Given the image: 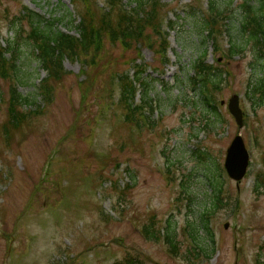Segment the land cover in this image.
<instances>
[{"label":"rangeland","instance_id":"rangeland-1","mask_svg":"<svg viewBox=\"0 0 264 264\" xmlns=\"http://www.w3.org/2000/svg\"><path fill=\"white\" fill-rule=\"evenodd\" d=\"M75 1L0 0V47H17L0 62V264H112L126 254L142 264H264V187L254 189L256 174H264V106L253 108L247 98L258 60L238 27L242 0H234L232 13L224 11L231 18L229 29L216 36L218 51L206 32L195 29L207 0H159L164 29L167 20L174 28L166 64L148 46L137 56L105 40L97 53L64 58L61 81L49 82L40 95L46 73L32 53L21 11L47 22L61 19L55 27L75 35L84 0ZM87 1L90 8L107 7V0ZM231 40L242 50L228 56ZM203 51L208 64L225 72L212 87L217 122L200 103L191 104L197 89L188 79ZM137 64L145 68V85L135 83L134 104L149 98L154 110H143L151 123L141 119L142 127L129 131L116 101L120 76L132 79ZM13 88L30 102L21 106L28 114L21 133L6 146L1 126ZM234 94L243 111L241 128L227 109ZM236 135L250 156L238 182L223 166ZM198 148L207 155L204 164L193 155ZM219 187L227 201L222 208H216ZM152 222L164 235L174 231L175 253L164 235L144 237L141 227Z\"/></svg>","mask_w":264,"mask_h":264},{"label":"trees","instance_id":"trees-1","mask_svg":"<svg viewBox=\"0 0 264 264\" xmlns=\"http://www.w3.org/2000/svg\"><path fill=\"white\" fill-rule=\"evenodd\" d=\"M71 1L73 3L76 2L75 0ZM121 1L123 0H107V7L105 6L103 10H98L90 8L88 1L84 0L83 9L79 10L80 12L78 11L79 17L76 25L72 26L73 21L70 19L68 21L74 27V30H76L75 35L70 33L68 29L61 30L55 27V23L57 21L60 22L61 19L53 18V20L47 22L42 16L31 10L23 9L21 11L22 17H25L30 25L27 39L32 46V53L46 73V76L40 80V95L44 96L46 94L47 88L51 84L49 82L56 83L61 81L65 72L63 69L64 58L78 59L81 54H88L91 49L94 53H97L103 49L105 40L114 43L119 42L125 49L132 48L137 56L140 55L142 46H148L158 53L163 64L169 61L167 55L170 47L168 42L169 30L172 31L174 28L172 22L167 20L168 30L164 29L159 15V7H162L159 0H126L124 3ZM233 2L234 0H207V8L202 14V18L195 22V29L199 31V34L203 35V32H206L204 36L215 44L213 50L218 51L216 36L224 34L229 29L227 27L229 23L228 19L231 18L230 13L236 7V5L232 7ZM191 7L189 12L190 17L197 20L194 15L196 8L194 6ZM239 8L241 9V14L238 27L251 42L256 59L258 60L257 65L253 68L254 79L253 81L250 80L248 91L250 94H247V98L253 108L257 105L264 106V0H256L252 4L248 0H242ZM224 11L231 12L225 14ZM12 50L17 51V47L12 46L11 43L6 48L0 47V62L3 59L4 52ZM241 50L242 47L231 40L226 54L233 56ZM206 57L207 53L203 51L192 63L193 74L189 77L188 82L192 85L193 90H197L193 95L191 104L197 105V103H200L204 110L210 114L209 116L212 117V120L217 122L220 116L218 114V107L212 97V87L219 84L222 72L224 75L225 72L221 67L215 70V67L206 62ZM93 59L94 55L91 60L93 61ZM217 64L223 66L224 63L217 61ZM137 65L138 67L132 79L126 74L119 78L121 90L117 104L124 112L122 124L129 131L131 127L139 130L142 127V120L147 117L143 115V112L147 109L150 112L154 110V106H151L149 98H146V100L143 98L139 103L134 104L135 83L138 82L145 85L143 78L140 77L145 68L141 64ZM88 77L89 75H87ZM164 85L166 86V83ZM14 88L12 89L11 98L8 100L6 118L1 126L6 146H9V140H13L14 132L21 133V128L25 125V120L28 117L27 112L22 110L21 106L29 103L30 100L28 97L22 96ZM146 121L147 123H151L149 119H146ZM193 155L197 156L200 163H206L207 155L200 148L195 150ZM262 160L264 164V155ZM256 175L257 182L254 189L260 190L264 187V174L259 173ZM209 176L211 181H213L215 174H209ZM221 193L222 189L219 187L216 208H222L226 205L227 201ZM208 214L206 213V216ZM201 220L204 222L203 229L208 231V221L203 220V218ZM141 231L146 239H161V229L153 222L144 224L141 227ZM170 231L162 237L169 251L175 253L178 246L177 240L175 239L174 231ZM189 234L192 239H196L193 230ZM113 264H142V261L136 255L126 254L119 260H115ZM256 264H261L258 259L256 260Z\"/></svg>","mask_w":264,"mask_h":264},{"label":"water","instance_id":"water-1","mask_svg":"<svg viewBox=\"0 0 264 264\" xmlns=\"http://www.w3.org/2000/svg\"><path fill=\"white\" fill-rule=\"evenodd\" d=\"M228 111L234 117L238 127L243 124L242 111L239 107L237 95H233L227 104ZM249 154L240 135H236L226 149L224 167L228 176L239 181L246 173ZM227 225V224H226ZM225 225V227H227Z\"/></svg>","mask_w":264,"mask_h":264}]
</instances>
